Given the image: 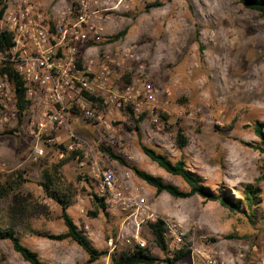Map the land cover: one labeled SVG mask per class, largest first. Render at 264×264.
I'll use <instances>...</instances> for the list:
<instances>
[{
  "label": "rangeland",
  "instance_id": "1",
  "mask_svg": "<svg viewBox=\"0 0 264 264\" xmlns=\"http://www.w3.org/2000/svg\"><path fill=\"white\" fill-rule=\"evenodd\" d=\"M35 1L48 14L58 15L81 0ZM156 1L163 6L147 11L146 6ZM101 9L96 17L105 28L103 43H107L89 45L97 48L92 54L99 55V61L105 56L114 61L112 77L120 93L129 86L153 84L158 90L156 110L140 98L136 107L127 104L136 115L148 114L139 131L117 105L96 113V121L73 117L70 127L43 138L40 146L45 156L38 161L33 158L37 142L25 123L0 126V179L22 171L30 181L2 203V225L18 216L16 229L23 243L44 262L87 264L88 255L74 242H56L31 232L58 235L66 231L60 218L62 207L41 187L43 170L64 157L59 148L63 145L68 152L81 153L62 169L66 188L71 187L73 193L69 192L75 195L68 212L98 250L111 254L136 244L134 218L127 226L128 213L112 207L108 200L109 216L96 209L94 194H104L102 173L112 170L118 187L144 198L148 213L167 221L182 238L177 243L168 227L171 253L184 246L186 239L191 243L192 254L178 264H205L210 252L217 254L219 264H264V219L252 223L248 215L198 196L176 199L158 194L130 169L137 167L189 190L183 179L144 154L142 146H146L173 162L184 159L203 186L212 191L224 187L236 199L244 185L264 176V153L257 149L264 144L256 132V127L264 132V20L236 0H103ZM125 28L129 33L124 40L107 41ZM163 114L169 119H163ZM179 124L189 138L183 151L176 144ZM70 130L76 139L70 137ZM106 150L128 166L113 160ZM258 213H264V195ZM147 217L142 219L140 238L146 245L151 243L156 257L164 259L166 254L153 243L148 227L152 220ZM229 235L234 239H227ZM0 259V264H27L4 240H0ZM95 264L112 261L108 255Z\"/></svg>",
  "mask_w": 264,
  "mask_h": 264
},
{
  "label": "built area",
  "instance_id": "2",
  "mask_svg": "<svg viewBox=\"0 0 264 264\" xmlns=\"http://www.w3.org/2000/svg\"><path fill=\"white\" fill-rule=\"evenodd\" d=\"M6 3L0 31L11 33L12 44L7 50L0 49V126L18 125L20 121L15 86L4 71L9 67L23 78L26 100L32 103L23 114V124L29 127V135L37 142L34 161L45 156L40 146L43 138H51L66 126L70 127L73 117L98 119L96 113L101 110L92 100L93 96L102 100L107 109L126 104L136 107L140 100L153 112L156 110L158 90L153 84L129 86L120 93L112 77L114 61L109 56L99 61L100 56L92 54L98 52L95 47L103 43L106 35L96 17L104 11L103 0H81L75 9L72 6L58 15L48 14L35 0H6ZM92 44L96 46L90 48ZM68 132L76 139L71 130ZM78 146L81 145L78 143ZM102 187L110 205L128 213L127 226L134 218L136 244L145 247V241L140 238L142 219L148 216L156 220L148 213L145 199L130 196L118 187L112 170L102 173ZM167 226L176 235V242L181 243L182 238L174 228ZM205 264H219L217 254H207Z\"/></svg>",
  "mask_w": 264,
  "mask_h": 264
},
{
  "label": "trees",
  "instance_id": "3",
  "mask_svg": "<svg viewBox=\"0 0 264 264\" xmlns=\"http://www.w3.org/2000/svg\"><path fill=\"white\" fill-rule=\"evenodd\" d=\"M58 1V0H55ZM245 9L253 10L259 13L260 17L264 20V0H236ZM77 3H74L73 8L75 9ZM163 6L159 1L146 6V10L149 11L152 8H158ZM7 9L6 0H0V19L3 16L5 10ZM129 33V28L118 32L114 36L110 37L107 41L109 43L118 42L124 40ZM106 41L101 43V45L106 46ZM12 44V35L8 32L0 31V49L7 50ZM5 72H8L10 78L15 86L16 98L18 102L19 110V124L23 125V114L30 108L31 102L26 100L25 90L23 89L24 81L23 78L13 72L9 67L4 68ZM128 79V77H127ZM92 100L96 105L99 106L100 110L106 108V105L102 100L92 97ZM122 111L124 116L136 124V130H140L139 125L145 121L148 114L146 112L136 115L135 110L131 105H123ZM163 119L168 120L169 117L166 114L162 115ZM219 128V127H218ZM17 129H14L16 132ZM256 132L261 138L264 144V132L261 127H256ZM53 138V137H52ZM176 144L180 150H184L189 145V138L185 134V130L181 124L178 126V132L176 137ZM59 148L64 152V157L58 161V163L53 164L49 168H45L42 172V183L41 187L47 192L54 201L60 204L62 207V213L60 218L64 221L66 231L62 234H51L44 231L32 230V234L42 238H47L56 242H63L70 240L77 244L87 255V264H95L99 262L103 257L110 256L112 264H178V262L184 259L186 256L192 254L191 243L186 239V244L174 251H170L169 241L167 237V222L162 218H157L155 221H149L148 227L153 237V243H155L163 253L166 254L164 259L156 257L151 250V243H148L145 247L135 244L134 246L128 247L125 250L119 251L115 250L111 254L108 251L98 250L92 243V241L86 235V232L75 223L73 218L70 216L68 209L73 205L74 194L71 187L66 188L64 183V178L62 174V169L72 162L77 156L81 155L79 151L68 152L67 148L60 145ZM260 152L264 153V148L257 147ZM144 154L160 168L164 169L167 173L180 177L189 186L188 191H183L179 187L166 183L163 178L158 176H153L137 167H130L136 177L141 179L147 185L155 188L158 194L167 193L176 199H190L195 196L201 197L204 200L211 202H219L223 207L229 209L232 212L244 213L249 216L252 223L256 221L260 222L264 219V213H258L259 207L262 203V197L264 195V189L262 183L264 182V176L258 177L253 183H248L242 187L240 190V196L236 199L233 195L229 194L225 188H220L218 191H212L211 189L202 185L201 177L192 172L185 162L184 159L173 162L167 155L161 152L142 146ZM110 157L119 162L124 166H128L127 162L119 157L116 153L107 151ZM24 172L16 171L12 174H5L2 177L4 180L0 179V212L2 203L9 201L21 188L24 183L30 182L24 177ZM69 190L72 192H69ZM96 201V209L103 211L106 216L108 215L109 206L107 204L108 195L105 193L103 195L94 194ZM93 216H97L98 213H92ZM16 218H19L18 216ZM12 218L11 222H7L5 226L2 225L0 219V240L9 241L16 253H18L22 259L27 264H50L44 262L39 253L30 249L26 246L22 237L19 235L16 226L17 219ZM227 239H234V236L229 235ZM171 253V255H170ZM1 262V259H0Z\"/></svg>",
  "mask_w": 264,
  "mask_h": 264
}]
</instances>
